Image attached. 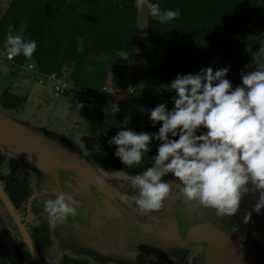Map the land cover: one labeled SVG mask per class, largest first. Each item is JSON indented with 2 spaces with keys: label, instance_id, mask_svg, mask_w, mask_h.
<instances>
[{
  "label": "trees",
  "instance_id": "trees-1",
  "mask_svg": "<svg viewBox=\"0 0 264 264\" xmlns=\"http://www.w3.org/2000/svg\"><path fill=\"white\" fill-rule=\"evenodd\" d=\"M153 2L162 9H179L181 15L161 24L145 8L144 72L152 81L142 93L145 105L155 107L164 102L172 106L173 95L164 91L165 84L177 74L196 73L203 67L211 66L215 71L218 59L222 67L228 66L226 78L233 87L241 84L242 71L257 68V62L248 61L255 54L251 49H257L262 36L250 31L249 26L264 13V0ZM138 15L135 0H9L0 16V50L7 49L4 37L7 26L12 24L13 34L21 31L37 42L31 58L17 55L12 62H32L42 76L53 75L69 82L67 90L74 96L82 87L94 93L104 92V88H121L139 50ZM78 40H83L82 52L77 51ZM117 50L125 51L127 58L118 56ZM258 58H264V52ZM245 64L248 66L240 70ZM160 123L155 127L150 123L147 132L157 131ZM121 128L127 127L110 112L100 114L88 125L87 148L97 164L120 161L113 155L116 146H109L107 141ZM99 139L105 144L96 147ZM158 143L151 142L148 154L156 153Z\"/></svg>",
  "mask_w": 264,
  "mask_h": 264
},
{
  "label": "clouds",
  "instance_id": "clouds-1",
  "mask_svg": "<svg viewBox=\"0 0 264 264\" xmlns=\"http://www.w3.org/2000/svg\"><path fill=\"white\" fill-rule=\"evenodd\" d=\"M137 9L161 24L180 17L179 9H162L153 0H135ZM7 26L4 43L10 52L31 58L37 42L22 34H13ZM84 50L83 40L77 41V51ZM117 55L127 58L125 51ZM247 67V65L245 66ZM7 71V67H0ZM228 66L213 71L211 66L196 73L177 74L163 87L174 90L172 107L158 103L148 111L155 132L121 128L107 143L115 145L113 155L125 167L140 165L149 152L151 142L159 141L151 156L153 166L137 173L125 185L119 199L122 204L135 206L141 213L159 211L163 201L173 191L199 214L200 209H214L218 217H230L240 211L244 194H256L251 210L244 209L243 221L252 212L264 208V64L255 70L241 72V84L233 87L226 78ZM171 173L178 178L173 187L161 178ZM106 179L94 177L97 187L103 188ZM82 193H79V195ZM49 223L55 227L69 218L83 214L84 209L73 191H61L44 201Z\"/></svg>",
  "mask_w": 264,
  "mask_h": 264
},
{
  "label": "water",
  "instance_id": "water-1",
  "mask_svg": "<svg viewBox=\"0 0 264 264\" xmlns=\"http://www.w3.org/2000/svg\"><path fill=\"white\" fill-rule=\"evenodd\" d=\"M0 149L26 168L39 194L51 199L61 191L77 194L83 214L52 226L61 251L121 264H264V208L252 212L248 222L242 219L258 193L244 194L241 210L230 217L209 208L197 214L178 190L164 199L161 210L141 213L119 199V186L130 180L98 166L84 145L1 105ZM98 174L107 180L103 188L94 183ZM161 179L173 187L178 183L171 173ZM0 264H26L1 215Z\"/></svg>",
  "mask_w": 264,
  "mask_h": 264
},
{
  "label": "flooded vegetation",
  "instance_id": "flooded-vegetation-1",
  "mask_svg": "<svg viewBox=\"0 0 264 264\" xmlns=\"http://www.w3.org/2000/svg\"><path fill=\"white\" fill-rule=\"evenodd\" d=\"M8 55H10V52L0 50V62L7 67L6 72L0 71V105L15 114L25 116V94L27 95L34 90L30 91L28 87H25L24 83L19 84L18 78L27 77L33 79L42 75L35 68V71L31 69L30 73H26V67L12 62V58L9 61ZM60 94L62 92L56 91L55 86H52L49 94L37 91V99L34 102L36 104L35 110H33L31 117H25L44 126L70 143L80 142L79 144L84 145L86 151L95 161L91 155V150L87 148L89 131L81 134L79 139H75L73 128H70V125L68 128L58 121L55 115L58 100L64 102V104L67 103V99L60 97ZM142 103L143 99L141 98L140 101H134L129 108H124L125 110L127 109L131 121L121 125L137 131L147 132V127L151 123L149 118L147 119L148 111L144 112V121L143 119L141 120L142 122L139 121L140 126L139 124H133V122H136V118L140 117L135 108H140ZM68 107H71V105L67 104ZM148 107L152 108V106ZM113 109L111 108V110ZM114 111L116 110L114 109ZM114 111L108 112L117 116L118 122L124 119V114ZM104 144L105 140L99 139L95 146H103ZM151 156V154L146 155L140 165L133 167H125L121 161L115 160L107 161L109 165L98 164V166L113 176L130 180L135 174L142 173L147 167L153 166ZM47 199L51 198L47 195L39 194L33 189L30 174L26 168L9 158L0 149V215L12 234L15 243L22 251L24 257H26V264H121L112 261L94 260L88 258V256L69 254L57 249L52 233L53 228L48 221L47 212L44 208V201Z\"/></svg>",
  "mask_w": 264,
  "mask_h": 264
},
{
  "label": "rangeland",
  "instance_id": "rangeland-1",
  "mask_svg": "<svg viewBox=\"0 0 264 264\" xmlns=\"http://www.w3.org/2000/svg\"><path fill=\"white\" fill-rule=\"evenodd\" d=\"M9 0H2L0 2V16L5 10ZM146 10L145 8L139 9V15H138V31H139V50L134 58L133 63L130 67V74L129 78L123 82V86L121 88H104V91L106 92H91L87 90L86 87L80 88L79 94L74 96V93H72L69 90H63L62 94H60V97H64L67 99V103L64 104V102H61L58 100L57 103V112L56 117L58 121L66 125L69 128H73L75 139H79L81 134L88 131V125L97 120L100 114H103L108 111H116V113L121 112L124 114V119H122L119 124L127 123L131 121V117L127 111L124 108H129L131 104L134 103V101H140L142 98V93L145 90V87L152 84V81L145 76V49H146ZM250 31L257 32L259 35L262 36V39L260 41V45L255 48H252L251 53L254 54L253 58H251V61H248L250 63H258L261 61V59L258 58L259 53L264 52V13L259 15L258 18H256L251 25L249 26ZM21 31H18L16 34H20ZM7 52L8 49H5ZM9 56V55H8ZM10 61V59H9ZM248 64H245L243 67H241L240 70H243L245 66ZM5 66L2 62H0V67ZM26 67V73H30L31 69L34 70L35 66L34 63L28 62L24 65ZM221 62L220 60H216L214 68L218 69L221 68ZM36 69V68H35ZM35 71V70H34ZM31 78L27 77H19L18 83L22 84L24 83L25 87H28L31 90L30 93L27 95L25 94L26 99V107L24 110L25 116L31 117L33 114V110H35L36 104H34L35 100L37 99V91L47 92L49 94L51 92L52 86L60 85L61 83H64L65 81H61V79L53 78V76H37L31 80ZM66 83V88L70 87L69 82ZM128 86L132 87L134 90L129 91ZM118 89V90H114ZM49 92V93H48ZM110 93V96H109ZM44 96V95H43ZM67 104L71 105V107L67 108ZM167 108H171L172 106L166 105ZM111 108H114L111 110ZM153 108V107H152ZM147 105L144 103L141 104L140 108H135L137 113L140 117L136 118V122H133V124H139L142 122L144 112L147 110H150ZM23 116V117H25ZM28 118V117H27ZM25 117V119H27ZM34 119V117H32ZM29 120V119H27ZM31 121V120H30ZM144 121V119H143ZM36 123V122H35ZM38 124V123H37ZM80 143V142H79Z\"/></svg>",
  "mask_w": 264,
  "mask_h": 264
},
{
  "label": "built area",
  "instance_id": "built-area-1",
  "mask_svg": "<svg viewBox=\"0 0 264 264\" xmlns=\"http://www.w3.org/2000/svg\"><path fill=\"white\" fill-rule=\"evenodd\" d=\"M62 81V80H61ZM66 82V81H65ZM61 83L60 85H55V90L56 91H59V92H62L63 90H66V89H69V88H66V83ZM115 90H118V89H115ZM128 90L129 91H133L134 89L132 88V87H128ZM104 92H106V91H104ZM170 93L172 94V95H174V90H170ZM109 96H110V93H109Z\"/></svg>",
  "mask_w": 264,
  "mask_h": 264
}]
</instances>
